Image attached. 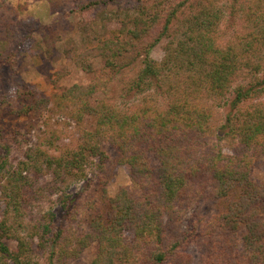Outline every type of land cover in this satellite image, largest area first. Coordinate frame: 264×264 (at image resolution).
I'll list each match as a JSON object with an SVG mask.
<instances>
[{"label":"trees","instance_id":"obj_1","mask_svg":"<svg viewBox=\"0 0 264 264\" xmlns=\"http://www.w3.org/2000/svg\"><path fill=\"white\" fill-rule=\"evenodd\" d=\"M138 3L119 31L126 40L101 41L75 59L95 73L88 57H101L103 73L115 76L125 67L139 66L134 77L124 80L121 95L137 102L121 105L111 91H104L105 99L91 101L104 87L101 80L64 91L63 101L94 116L97 125L77 150L47 161L50 168L56 165L58 177L63 168L82 177L89 157H98L103 168L108 159L103 143L110 141L131 167L132 188L114 198L103 193L100 205L95 200L99 211L90 218L87 233L65 226L76 208L77 197L71 195L61 200L67 217L56 223L52 215L28 237L0 221V264H70L95 242L99 250L91 264H194L188 233L175 220L176 208L208 185L224 211L207 223L203 264H264V182L252 178L256 160L264 157V0ZM107 4L93 1L81 9ZM241 13L242 27L225 37L227 14ZM80 28L90 30L85 22ZM164 39L169 41L158 62L151 52ZM242 78L248 84H238ZM223 107L227 112L221 122ZM36 108L39 104H23L13 112L19 116ZM149 153L159 163L156 167ZM242 227L246 233L239 250ZM10 240L17 243L15 250Z\"/></svg>","mask_w":264,"mask_h":264},{"label":"rangeland","instance_id":"obj_2","mask_svg":"<svg viewBox=\"0 0 264 264\" xmlns=\"http://www.w3.org/2000/svg\"><path fill=\"white\" fill-rule=\"evenodd\" d=\"M93 1L102 0H0V221L6 220L16 234L28 237L36 230L34 227L49 223L52 215L60 223L67 217L61 201L66 195L77 200L74 216L65 218V226L75 233H87L90 218L99 211L95 200L100 205L103 193L114 198L133 185L131 167L110 141L103 143L108 155L103 168L98 157H89L82 177L76 170L69 172L67 168L58 177L54 174L56 165L47 166L49 159L77 150L84 142L85 133L94 131L97 125L94 116L84 115L74 104L63 101L64 91L74 85L89 87L101 80L104 87L91 101H101L106 97L104 91H111L113 99L121 105L137 102V98L121 95L124 80L134 77L139 66L125 67L121 75L115 76L103 73L101 57H88L87 62L93 65L95 73L85 71L75 59L101 41L126 40L119 31L122 23L134 14L138 0H106L108 4L96 10L81 9ZM243 20L242 13L227 14L222 24L223 35L231 36L242 27ZM84 22L90 27L87 32L80 28ZM160 29L159 26L153 31L151 40ZM168 41L164 39L153 48L154 60L164 59ZM240 83L247 81L242 78ZM23 104H39V108L18 116L13 109ZM219 111L223 122L227 109L223 107ZM148 156L156 167L159 163L152 154ZM252 178L264 182V157L256 160ZM213 190L208 185L182 209L179 205L176 208L175 220L180 221L178 229L188 233L187 251L194 264H203L207 223L224 211V204L214 198ZM168 220L169 216H165V223ZM245 233L242 227L237 234L239 250L243 248ZM8 243L13 250L17 248L14 240ZM98 250L95 242L70 264H91Z\"/></svg>","mask_w":264,"mask_h":264}]
</instances>
